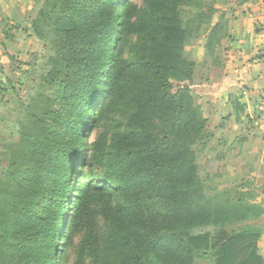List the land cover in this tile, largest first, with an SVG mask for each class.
Here are the masks:
<instances>
[{
	"label": "trees",
	"instance_id": "1",
	"mask_svg": "<svg viewBox=\"0 0 264 264\" xmlns=\"http://www.w3.org/2000/svg\"><path fill=\"white\" fill-rule=\"evenodd\" d=\"M129 2L45 0L39 9L32 30L52 34L56 56L43 80L48 105L20 132L26 152L12 155L0 177V264H57L69 209L73 225L94 202L110 220L107 257L94 264H264L256 223L264 209L242 191L214 205L199 176L195 146L210 134L189 86L194 63L182 52L201 26L212 52L221 24L196 13L182 25L179 8L200 9L205 0H148L139 18L145 56L133 66L127 94L131 114L110 136L100 173L86 172L100 155L86 137L119 92L115 49L133 11ZM230 216L244 226L227 229Z\"/></svg>",
	"mask_w": 264,
	"mask_h": 264
},
{
	"label": "rangeland",
	"instance_id": "2",
	"mask_svg": "<svg viewBox=\"0 0 264 264\" xmlns=\"http://www.w3.org/2000/svg\"><path fill=\"white\" fill-rule=\"evenodd\" d=\"M147 2L148 0H130L129 2L133 11L127 17L126 29L115 49L117 67L122 72L119 92L109 103L107 102L101 119L86 137L85 141L90 149L100 153L99 157L88 166L86 172L100 173L99 162L106 157L110 136L113 132L122 130L131 114L132 106L128 105L127 94L132 91L133 80L136 77L133 66L145 56L143 36L146 34L141 28L139 18L146 11ZM232 2L236 0H205L200 9L186 6L179 8L182 25L194 19L196 13L205 15L210 13L212 22L219 21L221 24L212 52L205 51L204 48L207 43V30L204 26L200 27L198 33L190 36L189 43L182 52L184 59L194 63L189 86L192 89L194 103L201 107L207 118L206 132L210 134L204 146L198 144L195 146L198 151L196 162L199 165V176L209 188V195L216 197L212 203L218 207L224 206L227 201L235 198L236 191H241L239 190L241 185L237 183L239 177L234 175L235 166H226L224 169L229 174H223V164L228 161V159L223 161L225 159L223 148L227 142L223 135L226 129L225 127L222 129L221 125L225 123L223 121L225 118L217 116L219 106H214V100L207 92L211 89L210 85L216 79V75L220 78V67L229 59L223 55L222 45L230 29V12L227 4L230 5ZM44 3L45 0H38L39 8ZM197 22H193L191 27L195 28ZM39 30L42 32V37L35 36L34 32L29 35L27 31H19L17 27L9 29L0 25V34L4 31L6 36L4 40L0 39V177L12 155L26 152V147L20 141V132L31 129L32 115H39L48 105L41 98L43 80L51 69L50 60L56 56V51L52 46V34L46 32L43 27H39ZM49 99L50 106L57 111L59 108L57 101L51 98V94ZM230 173L233 174L232 177ZM74 189L75 184L70 190L71 197L75 196ZM246 198L254 201L252 197ZM102 206L103 204L98 202L83 206L82 213L73 225H71L73 210L69 209L63 228L64 238L60 240L62 251L57 264H76L79 260L83 264H94L96 257L100 263L104 262L103 260L107 257L105 246L110 220L104 216ZM256 223L259 226L263 225V221ZM244 224V222L233 220L231 216L226 220L227 229H236ZM108 257L112 258L110 254ZM194 264H209V262L197 259Z\"/></svg>",
	"mask_w": 264,
	"mask_h": 264
},
{
	"label": "crops",
	"instance_id": "3",
	"mask_svg": "<svg viewBox=\"0 0 264 264\" xmlns=\"http://www.w3.org/2000/svg\"><path fill=\"white\" fill-rule=\"evenodd\" d=\"M227 6L230 29L222 50L229 59L207 92L219 106L217 116L225 118L223 161L228 164H223V174H229L226 166H235L239 190L252 194L264 209V0H236ZM39 9L38 0H0V25L31 35ZM258 221H263L258 247L264 256V213Z\"/></svg>",
	"mask_w": 264,
	"mask_h": 264
},
{
	"label": "built area",
	"instance_id": "4",
	"mask_svg": "<svg viewBox=\"0 0 264 264\" xmlns=\"http://www.w3.org/2000/svg\"><path fill=\"white\" fill-rule=\"evenodd\" d=\"M260 110L264 112V104L262 105Z\"/></svg>",
	"mask_w": 264,
	"mask_h": 264
}]
</instances>
